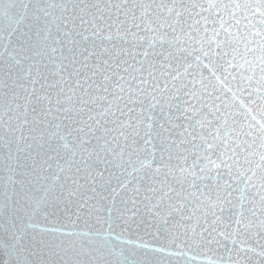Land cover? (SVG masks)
Segmentation results:
<instances>
[{
  "label": "snow or ice",
  "instance_id": "6c2138e0",
  "mask_svg": "<svg viewBox=\"0 0 264 264\" xmlns=\"http://www.w3.org/2000/svg\"><path fill=\"white\" fill-rule=\"evenodd\" d=\"M0 264H264V0H0Z\"/></svg>",
  "mask_w": 264,
  "mask_h": 264
}]
</instances>
